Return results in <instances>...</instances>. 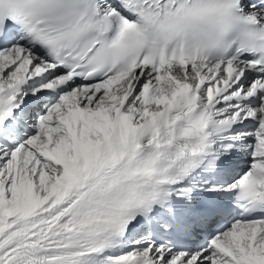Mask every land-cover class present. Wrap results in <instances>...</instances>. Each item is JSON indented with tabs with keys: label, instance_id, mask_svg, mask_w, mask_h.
I'll return each mask as SVG.
<instances>
[{
	"label": "snow or ice",
	"instance_id": "obj_1",
	"mask_svg": "<svg viewBox=\"0 0 264 264\" xmlns=\"http://www.w3.org/2000/svg\"><path fill=\"white\" fill-rule=\"evenodd\" d=\"M0 264H264V0H0Z\"/></svg>",
	"mask_w": 264,
	"mask_h": 264
}]
</instances>
